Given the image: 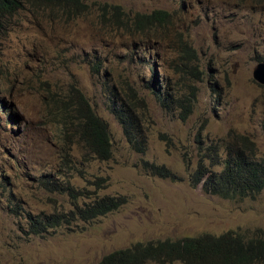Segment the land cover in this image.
I'll list each match as a JSON object with an SVG mask.
<instances>
[{
  "label": "rangeland",
  "instance_id": "obj_1",
  "mask_svg": "<svg viewBox=\"0 0 264 264\" xmlns=\"http://www.w3.org/2000/svg\"><path fill=\"white\" fill-rule=\"evenodd\" d=\"M80 2L86 9L25 5L0 34V100L11 109L0 112V264H96L139 242L264 236V190L225 200L190 182L209 146L222 155L249 140L264 158V86L253 73L264 62V0ZM156 11L169 17L142 28L138 16ZM164 90L169 106L158 99ZM82 98L109 125L108 161L80 140ZM126 104L144 152L118 120ZM144 162L179 181L153 176ZM44 177L85 191L79 203L114 196L123 204L33 235L30 215L75 202L46 190Z\"/></svg>",
  "mask_w": 264,
  "mask_h": 264
},
{
  "label": "trees",
  "instance_id": "obj_2",
  "mask_svg": "<svg viewBox=\"0 0 264 264\" xmlns=\"http://www.w3.org/2000/svg\"><path fill=\"white\" fill-rule=\"evenodd\" d=\"M39 6L55 5L69 7L75 4L86 9V5L80 0H0V34L15 14L24 9L25 5ZM11 9V10H10ZM68 10V8H67ZM169 14L164 11H156L151 15L138 16V23L142 28L154 27L167 19ZM155 67L154 64H151ZM165 82L169 79L165 75ZM155 86V85H154ZM213 95L219 97V92ZM164 96V97H163ZM170 94L164 90L158 99L165 105ZM163 97V99H162ZM83 106L79 110L78 121L80 125V140L84 142L86 149L95 158L108 161L112 158V137L108 123L102 119L92 108L87 99L82 98ZM137 101L139 99L137 98ZM136 101V102H137ZM136 106L138 104L135 103ZM219 106V105H217ZM119 122L123 125L128 141L140 152H144L139 144V131L135 125V116L131 115V108L126 104L117 105ZM11 113L7 110L5 101L0 100V112ZM9 121L12 119L8 117ZM13 121V120H12ZM132 128L135 131H131ZM254 143L246 140L242 148L227 147L222 155L217 151L222 146H209L204 150L194 173L190 176L192 187L202 184L205 193L218 196L225 200L245 199L260 194L264 190V158H256ZM222 165L221 170H214ZM147 171L153 176L178 182L179 177L165 166H158L144 162ZM56 182L47 177L41 180V185L48 191L65 192L75 202L73 208L67 212H56L38 216H29L28 225L33 235H43L49 229H55L62 225H72L74 222H88L118 210L122 203L120 197L104 196L92 201L79 203V197L89 198L85 191L76 190L70 184L56 186ZM103 183H94L97 188ZM264 264V236L256 235L246 239L236 231H228L219 236L203 234L197 237H185L177 240H158L135 245L112 252L102 258L96 264Z\"/></svg>",
  "mask_w": 264,
  "mask_h": 264
},
{
  "label": "water",
  "instance_id": "obj_3",
  "mask_svg": "<svg viewBox=\"0 0 264 264\" xmlns=\"http://www.w3.org/2000/svg\"><path fill=\"white\" fill-rule=\"evenodd\" d=\"M254 79L264 86V62L258 64L254 69Z\"/></svg>",
  "mask_w": 264,
  "mask_h": 264
},
{
  "label": "bare ground",
  "instance_id": "obj_4",
  "mask_svg": "<svg viewBox=\"0 0 264 264\" xmlns=\"http://www.w3.org/2000/svg\"><path fill=\"white\" fill-rule=\"evenodd\" d=\"M11 10V9H10Z\"/></svg>",
  "mask_w": 264,
  "mask_h": 264
}]
</instances>
